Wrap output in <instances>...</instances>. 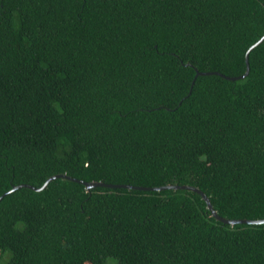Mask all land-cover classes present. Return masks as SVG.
Returning <instances> with one entry per match:
<instances>
[{"label":"trees","instance_id":"16d2710c","mask_svg":"<svg viewBox=\"0 0 264 264\" xmlns=\"http://www.w3.org/2000/svg\"><path fill=\"white\" fill-rule=\"evenodd\" d=\"M263 34L264 0H0V264H264L195 191L74 180L263 219L264 40L223 76Z\"/></svg>","mask_w":264,"mask_h":264},{"label":"water","instance_id":"95a60500","mask_svg":"<svg viewBox=\"0 0 264 264\" xmlns=\"http://www.w3.org/2000/svg\"><path fill=\"white\" fill-rule=\"evenodd\" d=\"M263 40H264V34L259 40H257L254 44H252L250 46V48L247 50L246 55H245L247 68H246V71H245L244 74H242L240 76H232V77L225 76V75H223V76L225 78H227V79H230V80H236V79L245 77L248 74V72H249V53L255 46H257ZM214 73L220 74L218 72H214ZM198 74H203V73L202 72H198ZM220 75H222V74H220ZM58 177L70 178V177H68L65 174H57V175H53V176L49 177L41 187H37L36 188V187L31 186V185L22 184V185H18V186L13 187L12 190H15L16 188H19V187H30V188H32L34 190H42V189H44L47 186V184L50 181H52L53 179L58 178ZM70 179H74V178H70ZM74 180H76V181H78L80 183H83L86 186L87 189H90L92 187H97V186H107V187H112V188H118V187L135 188V189H142V190L188 189V190H192V191H195V192L199 193L202 196V198L205 200V202L207 204V207L211 211L212 215L214 217H216V219H218L221 222L229 223V224H235V223L260 224V223H264V218L263 219H228V218H224V217L219 216L217 214V212L213 209L212 204H211L209 198L206 196V194L202 190H200L199 188L194 187V186H190V185L168 184V185L157 186V187H142V186H132V185H128V184H107V183L98 182V181L85 182V181L77 180V179H74ZM6 193H8V192H6ZM4 195L5 194H2L0 196V200L2 199V197Z\"/></svg>","mask_w":264,"mask_h":264}]
</instances>
